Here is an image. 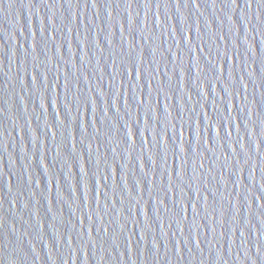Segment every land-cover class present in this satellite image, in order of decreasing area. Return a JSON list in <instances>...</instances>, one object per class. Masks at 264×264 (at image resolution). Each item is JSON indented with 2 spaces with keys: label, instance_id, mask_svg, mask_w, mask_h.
Returning a JSON list of instances; mask_svg holds the SVG:
<instances>
[{
  "label": "water",
  "instance_id": "obj_1",
  "mask_svg": "<svg viewBox=\"0 0 264 264\" xmlns=\"http://www.w3.org/2000/svg\"><path fill=\"white\" fill-rule=\"evenodd\" d=\"M248 5L0 0V264H264Z\"/></svg>",
  "mask_w": 264,
  "mask_h": 264
},
{
  "label": "snow or ice",
  "instance_id": "obj_2",
  "mask_svg": "<svg viewBox=\"0 0 264 264\" xmlns=\"http://www.w3.org/2000/svg\"><path fill=\"white\" fill-rule=\"evenodd\" d=\"M194 2H195V0H194ZM232 3L235 4L236 3V0H232ZM248 6L251 7V0H249V5Z\"/></svg>",
  "mask_w": 264,
  "mask_h": 264
}]
</instances>
